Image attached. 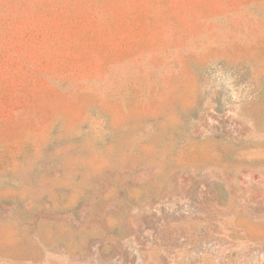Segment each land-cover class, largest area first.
Segmentation results:
<instances>
[{
  "label": "rangeland",
  "instance_id": "1",
  "mask_svg": "<svg viewBox=\"0 0 264 264\" xmlns=\"http://www.w3.org/2000/svg\"><path fill=\"white\" fill-rule=\"evenodd\" d=\"M0 264H264V0H0Z\"/></svg>",
  "mask_w": 264,
  "mask_h": 264
}]
</instances>
